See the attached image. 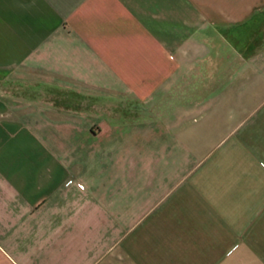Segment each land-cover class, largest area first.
<instances>
[{"label": "crops", "instance_id": "1", "mask_svg": "<svg viewBox=\"0 0 264 264\" xmlns=\"http://www.w3.org/2000/svg\"><path fill=\"white\" fill-rule=\"evenodd\" d=\"M0 264H264V0H0Z\"/></svg>", "mask_w": 264, "mask_h": 264}]
</instances>
